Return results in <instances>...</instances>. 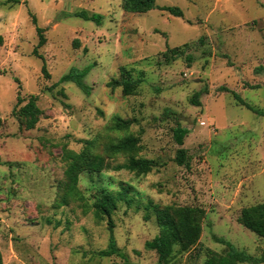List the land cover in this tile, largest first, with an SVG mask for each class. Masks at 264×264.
Masks as SVG:
<instances>
[{"label":"rangeland","instance_id":"374dc122","mask_svg":"<svg viewBox=\"0 0 264 264\" xmlns=\"http://www.w3.org/2000/svg\"><path fill=\"white\" fill-rule=\"evenodd\" d=\"M6 1L0 0L2 264H124L97 255L109 246L107 219L83 215L78 203L57 207L55 200L64 148L79 152L89 140L103 155L107 144L129 135L139 139L138 151L110 158L108 169L78 180L88 205L100 188L124 196L111 220L127 261L157 263L144 247L159 233L151 203L204 211L198 244L183 254L175 248L172 264H202L208 250L225 253L213 236L264 257V240L237 223L243 208L264 204V0H157L145 14L125 12L122 0ZM165 7H178L183 17ZM82 10L101 15L100 24L77 18ZM33 18L46 39L37 50L42 59L33 54ZM175 47L184 52L166 64L163 53ZM84 69L88 94L74 82L59 83ZM125 72L139 82L129 96L107 87ZM18 91L25 102L36 96L41 110L29 131L12 116ZM197 94L199 106L191 102ZM116 117L129 128L110 130ZM179 128L188 130L181 147L174 139ZM179 148L187 167L174 162ZM131 157L154 167L147 174L113 170Z\"/></svg>","mask_w":264,"mask_h":264},{"label":"trees","instance_id":"16d2710c","mask_svg":"<svg viewBox=\"0 0 264 264\" xmlns=\"http://www.w3.org/2000/svg\"><path fill=\"white\" fill-rule=\"evenodd\" d=\"M156 1L157 0H122V9L125 12L133 14H145L155 8ZM5 3L18 4L19 0H7ZM163 10L174 17H183V13L178 7H165ZM75 16L85 21L95 22L96 24H100L102 20L101 15L95 13L89 15L83 10L76 13ZM32 23L36 27L35 29L38 37V44L33 50V54L35 57L42 59L37 50L46 44V39L43 35L44 30L37 26L35 18H33ZM199 42L203 44V37L199 39ZM1 43L2 39L0 37V44ZM184 46L187 48L190 45L185 44ZM183 52V50L177 47L167 49L163 53L165 63L170 64ZM41 70L45 76L48 77L45 64L42 65ZM87 72L88 69L82 71L72 70L70 73L60 78L59 83L74 82L78 88L88 94L90 89L83 83V79ZM15 82L18 83V80L15 79ZM138 86L139 82L133 80L130 74L126 72L121 75L119 80H113L107 83V87H121L123 96L133 94ZM229 92H231L239 105L254 113H258V111L243 101L237 93L232 91ZM198 96L199 94L195 95L191 101L192 104L197 106L200 105ZM16 100V104L12 109V116L18 121L19 128L26 131L34 129L41 116V110L37 106V97L31 95L25 102L18 91ZM24 102L25 104H23ZM262 115H264V113H262ZM129 125V121H124L116 117L113 119L109 129L113 131H125L129 128ZM187 133L188 130L181 128L174 131V139L178 146L181 147L183 145V139ZM138 142L139 139L129 135L116 142L107 144L103 149V155L96 152L95 142L89 140L84 141V146L79 152L64 148L61 155L62 162L65 163L63 172L64 178L57 185V197L55 200L57 207H66L69 203H78L83 215L92 212L93 217L97 221L107 219V226L110 231L109 246L106 249L98 251L97 255L108 258L116 256L122 259L124 264L131 263L127 261L126 256L119 250L115 243L112 234L113 223L111 220L113 212L116 211L118 203L124 200V196L121 193L113 194L104 188H100L93 194L92 204L88 205L87 198L78 189V180L79 176L84 172L99 174L108 169L110 165L108 159L110 158L138 151L140 149ZM186 154L185 149L179 148L176 151L174 162L178 166L187 167L189 159ZM153 167L151 161L131 157L128 163L114 166L113 170L119 171L124 169L137 174H147L151 172ZM147 210H151V214L159 228V233L152 240L145 242L144 247L146 250L154 251L157 254L158 259L156 264H172L171 261L176 254L188 252L198 244L202 233L201 223L204 217L203 210L190 206H160L152 203ZM237 223L264 240V204L243 208L237 218ZM213 238L217 243L224 245L227 250L223 254H217L208 250L207 259L202 264H264V257H253L236 249L230 242L223 238L216 236H213ZM175 248H177L176 254H174ZM0 264H2L1 252Z\"/></svg>","mask_w":264,"mask_h":264},{"label":"built area","instance_id":"2783aa9c","mask_svg":"<svg viewBox=\"0 0 264 264\" xmlns=\"http://www.w3.org/2000/svg\"><path fill=\"white\" fill-rule=\"evenodd\" d=\"M203 124V123H202Z\"/></svg>","mask_w":264,"mask_h":264}]
</instances>
